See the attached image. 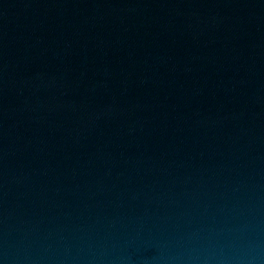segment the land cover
<instances>
[{
    "label": "water",
    "instance_id": "95a60500",
    "mask_svg": "<svg viewBox=\"0 0 264 264\" xmlns=\"http://www.w3.org/2000/svg\"><path fill=\"white\" fill-rule=\"evenodd\" d=\"M0 264H264V0H0Z\"/></svg>",
    "mask_w": 264,
    "mask_h": 264
}]
</instances>
